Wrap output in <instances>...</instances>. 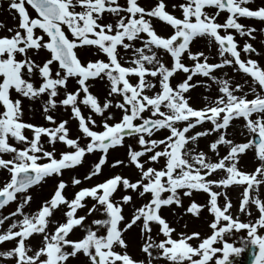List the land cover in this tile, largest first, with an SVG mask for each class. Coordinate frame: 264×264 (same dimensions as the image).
Segmentation results:
<instances>
[{
	"label": "snow or ice",
	"instance_id": "1",
	"mask_svg": "<svg viewBox=\"0 0 264 264\" xmlns=\"http://www.w3.org/2000/svg\"><path fill=\"white\" fill-rule=\"evenodd\" d=\"M250 3L184 0L171 5L181 10L178 17L167 10L166 0L151 7L139 0H10L18 24L7 29L10 35L0 36V170L7 173L0 180V209L12 202L16 208L0 214V225L11 218L0 231V243H16L0 257L14 264H69L80 253L88 264H234L232 257L251 245L258 248L252 264H264V235L258 234L264 228V65L252 58L260 52L250 42L258 31L264 35V28L240 22H264V6ZM221 13L227 14L223 22ZM154 20L170 26V34L159 33ZM237 35L247 38L242 45ZM197 39L207 41V51L193 50ZM85 47L94 48L98 58L82 61L77 49ZM41 51L48 56L37 59ZM225 67L251 83L215 74ZM180 73L184 78L173 83ZM196 76L206 79L192 82ZM97 79L106 83L103 97L91 90L90 81ZM212 84L217 94L193 106L190 91L199 85L208 92ZM25 99L40 104L46 124L24 119ZM236 119L244 121L250 136L245 142L229 138ZM197 127L201 130L194 131ZM209 136L205 151L199 140ZM220 146L227 148L224 155ZM119 147L125 155L111 156ZM248 150L260 161L251 173L238 163ZM90 155L96 158L85 174L64 178ZM50 178L55 183L49 197L25 211L33 200L30 190ZM233 186L243 187L239 212L250 215L251 204L258 208L254 223L231 214L227 189ZM193 191L206 193L207 203L184 207L183 197ZM172 205L197 217L206 209L213 217L210 235H174L175 227L162 215ZM134 225L146 260L127 250L125 233ZM153 225L163 239L152 235ZM76 229L82 235L70 238ZM240 230H247L238 238L241 246L225 239ZM34 234L41 237L37 248L28 242ZM217 242L222 246H214Z\"/></svg>",
	"mask_w": 264,
	"mask_h": 264
},
{
	"label": "rangeland",
	"instance_id": "2",
	"mask_svg": "<svg viewBox=\"0 0 264 264\" xmlns=\"http://www.w3.org/2000/svg\"><path fill=\"white\" fill-rule=\"evenodd\" d=\"M125 2V0H124ZM157 2V0H143L142 4H146L147 7H151L153 6L155 3ZM184 2V0H166V4L168 5L167 10L170 13H173L176 16H180L181 15V10L179 8H172L171 5L172 4H180ZM251 8H257L260 6H264V0H251V3L249 5H247ZM208 11H215L214 9H207ZM35 13H32V15H34ZM5 14H3L2 16H4ZM226 13H221L220 17H218L220 22H223V20L226 17ZM8 17H12L13 16V21L11 24L4 26L3 30H0V36L2 35H10L11 33H9L7 31L8 28H13L15 29L17 26V17L13 14V13H8L7 14ZM240 22L246 25H251V26H255L257 29H262L264 28V22L258 20V19H254V18H241ZM154 25L157 29V31L161 34H170V32L172 31V29L170 28V26H168L166 23L159 21V20H154ZM257 39L254 41H250L254 44V46L259 50L260 55L256 56L254 55L252 58L257 59L262 65H264V43H262L261 41L264 40V35H262L259 31L256 33ZM237 40L240 41V44L242 45L244 43V41L247 39L245 38H241L237 35ZM193 50H204L207 51V41L204 39H197L193 45ZM78 55L80 56V58L82 59V61H87L89 59H96L98 58L96 55H93V53L95 52L94 48H79L77 49ZM211 55L213 57H215V50L213 49ZM48 56V53L46 51H41V53L39 54V57H37V59L40 58H45ZM102 58V57H101ZM242 58H244V53H242ZM216 59H218V57H216ZM187 63H190V61H187ZM55 66V65H54ZM224 73H227L228 76L234 77V82H238L243 84L245 80H248L249 83H251L250 78L247 77L245 74L241 73V72H233L232 68L230 67H225L223 69H219L216 71V75L217 76H222ZM182 78H184V74L180 73L179 75H177L175 77V79L173 80V83L178 82L179 80H181ZM206 78L201 77V76H196L194 77L193 81L195 80H204ZM92 88L91 90L100 95L101 97H103L106 94V83L105 81L102 80H94V81H90ZM75 85V81L74 80H70L69 81V86L72 87ZM216 85L212 84V89L208 92L205 91L203 86H196L194 89H192L190 91V95L192 97L191 103L193 104V106L195 107H201L203 106V96L205 95H210V96H215L217 94L216 92ZM245 89H247V85H245ZM13 95L15 96V93H13ZM251 98V97H249ZM24 105H25V120L31 121L33 123H37V124H46L47 122L44 120L43 116L41 115V108H40V104L39 103H35L33 104L32 102L28 101L27 99L24 100ZM117 117H119V111L115 110ZM64 118H67L66 114L64 116ZM243 124L244 121L242 119H236L232 122V125L229 127L228 132L230 133L229 138L233 139L234 142H245L248 138H250L249 134L247 133V130L243 128ZM210 125L205 123L204 127H209ZM71 127L73 128V131L76 130V122L72 121L71 122ZM201 128L197 127L194 131H200ZM27 135H31L30 132H28L26 130ZM164 133H160V135L162 136ZM43 139H47L46 137H44ZM213 137L209 136V137H205V138H200L199 140V147L204 149L205 151H208V147L207 144L210 140H212ZM129 143H131V140H128ZM58 149L63 148V145H57ZM125 151L126 149L123 147H119L117 148L115 151L111 152V156H115V157H120L122 158L125 155ZM227 151L226 146H220V154L224 155ZM210 155H212L211 153H209ZM98 155V154H96ZM7 158V157H5ZM96 156H87L85 163L82 167H78L76 168L73 172H65V179H68V177L70 175H83L86 173V171L88 170V168L90 167V164L95 160ZM213 159H215V157L213 156ZM239 167L241 168V170L246 171V172H253L255 170V168L257 167V165L260 163V161L255 157L254 151L252 150H248L246 151L245 154H242L240 156L239 159ZM119 170V169H117ZM127 171V170H126ZM7 176V173L3 170H0V180H3L4 177ZM212 179H216L218 178L216 175L211 177ZM99 179V178H97ZM54 183H55V179L54 178H50L47 180L46 183H43L42 185L39 186H35L33 187L30 191L31 194L33 196V200L31 201L30 204V208H26L25 211H34L36 210L42 200L46 199L49 197L50 193L53 190L54 187ZM86 183H92V182H86ZM83 186V185H82ZM232 188H236L238 190L239 194H242L243 192V187L241 186H233V187H229V190H227L228 193H232L231 189ZM74 191L73 188L69 187L67 189V192L70 194ZM201 195V199L202 201L200 202L197 199V195L196 196H186L183 197V205L184 207H187L192 201H195L199 204H206L207 203V199L208 196L207 194H198ZM221 203V201H219ZM89 206L91 205L92 201H88ZM140 201H137V206H139ZM240 205V203H239ZM16 208V203L12 202L9 205H7L5 208L0 209V214L3 215H7L8 213L14 211V209ZM172 209H175V213H173ZM79 214H84L83 211H81ZM132 214V208L130 206L125 208V216L126 218H130ZM96 216H99V213L95 214ZM162 215H164L171 223V225L173 227H175L176 229V234L180 233V232H186V233H190L192 231H198L201 234V238L210 235L211 233V229L208 226V222L211 221L213 219L212 215H210L207 210H203L202 214L197 217L194 216L192 214H184L183 210L178 209L177 206L173 205L171 206V208L165 207L162 209ZM56 217L59 218L60 217V213L57 212L56 213ZM258 214L256 213L255 216H250L249 214H244V215H239L238 218L239 220H241L242 222H249V223H254L255 220L258 218ZM94 217H89V220H91ZM194 218H201L200 220L201 225L202 223H204L205 227H199L197 226L196 222ZM11 223V218L6 221L4 223V225H0V231H2L3 229L7 228V225ZM185 225H187V227H185ZM158 232V226L157 225H153V231H152V235L154 237H156V234ZM74 235H70V238L72 239H77L79 238L82 234L80 232L79 229L74 230ZM259 234V232H258ZM247 236V230H240V231H234L233 233H231L230 235H227L225 237V239H227L229 242H232L236 245V239L239 237H246ZM157 239H163V236H158L156 237ZM125 239L128 242V251L129 253L135 258V259H145L146 260V254L143 253L141 251V245L143 244L144 240L141 236L140 233V228L136 225H134L130 230H128L125 233ZM30 244L33 245L34 248H37L40 246L41 244V237L39 235H33V237H31L28 241ZM15 240H11V241H5L0 243V251H6L12 247H15ZM192 243L195 245L197 244V241L195 239L192 240ZM214 246L216 247H221L222 243L221 242H217ZM219 255V254H218ZM243 256V252L239 255V256H234L232 257V259L234 260V264H241V261L238 259L239 257ZM0 264H14V261L12 259H4L2 257H0ZM69 264H88V258L86 256H84L82 253L78 254L77 257L75 258H70L69 259ZM160 264H167L166 261H161ZM212 264H214V261L212 262Z\"/></svg>",
	"mask_w": 264,
	"mask_h": 264
},
{
	"label": "bare ground",
	"instance_id": "3",
	"mask_svg": "<svg viewBox=\"0 0 264 264\" xmlns=\"http://www.w3.org/2000/svg\"><path fill=\"white\" fill-rule=\"evenodd\" d=\"M231 192L232 193H228V196L230 197L231 199V203H232V208H231V214L233 215L234 218H238V216L240 215H244L246 214L245 212H239L238 209H239V203L241 202V199H242V194H239L238 193V190L236 188H232L231 189ZM198 194H206L204 193L203 191H193L192 195L193 196H196L197 199L201 202L202 199H201V195H198ZM260 195L262 198H264V187H261L260 189ZM220 201H221V204L224 202L223 201V198H220ZM178 209H181L183 210V208H179ZM249 210H250V216H255V214L257 213L258 216L260 215L259 211H258V208L254 205V204H251L249 205ZM196 222L193 221V223H196L197 226L199 227H205L204 226V223H202L201 225V218H194ZM258 232L260 235H264V228H258ZM236 245L241 246V241L237 238L236 239Z\"/></svg>",
	"mask_w": 264,
	"mask_h": 264
},
{
	"label": "flooded vegetation",
	"instance_id": "4",
	"mask_svg": "<svg viewBox=\"0 0 264 264\" xmlns=\"http://www.w3.org/2000/svg\"><path fill=\"white\" fill-rule=\"evenodd\" d=\"M119 2L121 4H123L124 3V0H119ZM9 3H10V0H0V25H2V26H0V30H3L4 29V26H7V25L11 24L12 21H13V16L12 17H8L7 16L8 13H13L17 17V21L16 22L18 24V14L14 10H11L9 8V6H8ZM142 5L145 6V7H147L146 4H142ZM29 10L32 13H34L33 10H31L30 8H29ZM3 14H5V15L2 16Z\"/></svg>",
	"mask_w": 264,
	"mask_h": 264
},
{
	"label": "water",
	"instance_id": "5",
	"mask_svg": "<svg viewBox=\"0 0 264 264\" xmlns=\"http://www.w3.org/2000/svg\"><path fill=\"white\" fill-rule=\"evenodd\" d=\"M254 251H255V248L250 249V253L252 254V256H253Z\"/></svg>",
	"mask_w": 264,
	"mask_h": 264
}]
</instances>
